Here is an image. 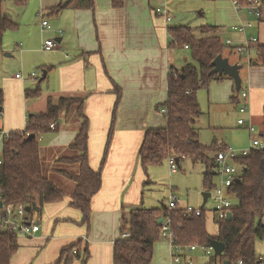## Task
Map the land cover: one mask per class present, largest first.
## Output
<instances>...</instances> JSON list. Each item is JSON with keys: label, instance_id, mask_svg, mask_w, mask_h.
<instances>
[{"label": "crops", "instance_id": "0c3cea01", "mask_svg": "<svg viewBox=\"0 0 264 264\" xmlns=\"http://www.w3.org/2000/svg\"><path fill=\"white\" fill-rule=\"evenodd\" d=\"M63 1L0 0L4 13L17 23L15 28L3 33L0 46V112H3V115L0 114V131H22L29 117L46 110L48 97L53 100L59 97H83V112L88 119V162L93 170H97L111 126L116 98L114 85L120 87L121 99L114 111L111 141L101 169V187L91 198L88 226L81 223L80 210L70 204L74 181L59 174L66 179L64 184L72 181L68 190L48 174L50 167L60 163L57 162L59 157L74 155L69 145L81 124L75 108L59 113L51 128L56 127V131L39 136L43 172L64 191V197L61 201L42 205L38 211V232L32 236H16L18 248L11 255L9 264H55L61 251L79 240L81 249L88 251L87 259L85 262L74 259L70 264H113L114 242L122 234V214L135 205L157 208L155 205L145 206L143 199V191L154 183L149 178L148 170L156 165L148 166L144 171L139 163L138 150L148 128L166 127L167 120L162 108H165L167 99L168 73L171 69L180 71L189 65L197 66L190 57L189 47L171 44L172 38L167 33V27L192 26H168L169 22L165 23L162 17L155 15L154 9L162 0H93L92 10L80 7L77 0H70L54 11V7ZM11 2L21 6L14 12L16 17L9 10L12 9ZM200 3L203 4V0ZM210 3L215 22L201 20L205 25L199 27V37L193 28L192 35L195 39L208 35L220 39L225 46L221 55L228 58L230 63H242L239 71L241 88L244 86L247 93L246 97H237L232 78L213 80L209 83L211 102L216 105L231 103L233 108L236 105L238 113L245 116L263 138L264 65L257 63L256 46L264 45V17L256 18L245 10H238L226 0H211ZM39 13L47 20L44 28L38 19ZM250 17L252 21L246 22ZM206 26L214 27L212 33L203 31ZM250 37H256L257 42L253 43L248 55L239 56L226 45L228 39L236 44ZM47 39L56 42L50 51L42 49ZM254 61L256 64H253ZM38 70H41L40 77ZM213 84L223 87L218 89ZM36 89H39V94L26 95V91ZM241 101L247 105L245 113L239 111ZM202 115L203 112L194 123L198 141L206 147L212 146L216 151L230 148L216 138L209 143L201 139ZM241 127L246 129L245 126ZM259 142L264 145V140ZM2 144L0 137V151ZM216 151L208 150V157L215 160ZM45 161L51 165L44 167ZM176 161L179 168L181 162L203 167L200 174L201 194L208 192L209 196L204 200L202 195L201 207L212 194L217 196V176L213 178L214 192L211 194L212 189H204L203 164L192 163L183 157ZM61 164L66 165L67 170L77 172L76 164ZM58 169L56 166L55 171ZM227 196L231 197L229 193ZM216 199L215 205L218 197ZM213 214L217 220L214 211ZM166 244L160 238L154 242L150 264H168V253L170 251L172 254L173 249L171 244ZM256 256L264 261V254ZM202 257L207 259L202 250L196 249L185 252L182 258L201 264L204 260Z\"/></svg>", "mask_w": 264, "mask_h": 264}, {"label": "trees", "instance_id": "16d2710c", "mask_svg": "<svg viewBox=\"0 0 264 264\" xmlns=\"http://www.w3.org/2000/svg\"><path fill=\"white\" fill-rule=\"evenodd\" d=\"M237 1L240 4L246 3V0ZM77 2L80 7L93 9V0ZM63 5L60 2L53 10L58 11ZM16 26L17 23L4 13L0 2V46L3 33ZM211 30L214 27L203 28L204 32ZM167 33L172 38L171 44L189 47L190 57L197 66L189 65L180 71H169L167 99L164 103L167 124L164 128H148L145 131L138 150L139 163L144 171L148 166L162 164L169 156L201 163L204 165V189L210 191L214 187L213 178L218 173L215 172L216 162L214 158L208 157L207 151L212 149L215 152L217 149L206 147L197 139L194 123L201 116L202 110L196 93L201 88H207L213 80L231 78L212 73V61L217 55H221L225 46L214 35L195 39L188 26L167 27ZM256 59L257 63L264 65V45L256 46ZM240 90L235 93L239 94ZM38 92L39 89L26 91V95H37ZM113 92L116 95L113 106L115 111L121 99L120 87L114 85ZM1 103L0 91V105ZM83 105V97H59L57 100L48 97L44 112L29 117L22 131L9 132L0 151V200L3 204H35L41 210L42 205L63 199L64 191L43 172L38 138L41 134L56 131L57 128L51 129L50 124L56 122L62 110L72 107L81 118L78 131L69 145L74 155L59 157L57 162L76 164L78 169L77 172L61 168L56 171L74 181L70 204L80 210L81 223L89 225L91 198L101 187V169L111 141L114 111L100 165L97 170H93L88 162V119L83 112ZM29 135L33 137L28 138ZM233 163L239 169V181L228 187L227 192L237 202L232 203L229 209L232 213L230 221L225 218L217 219L216 233L209 234L206 231L203 206L200 207L202 213L199 216L185 215L184 208L177 204L173 209L165 205L157 208L131 206L122 214L120 232H127L128 235L114 242L113 264H150L153 244L160 238V217L169 218L174 242L207 245L210 240L215 239L224 244V249L220 255L213 256L214 261L235 264L241 258L245 264H257L259 259L254 253L255 242L264 238V148H251L247 155L236 157ZM17 248L14 234L0 232V264H9L11 255ZM87 255L88 251L81 249L79 240L62 250L55 264H70L74 259L85 262Z\"/></svg>", "mask_w": 264, "mask_h": 264}, {"label": "rangeland", "instance_id": "374dc122", "mask_svg": "<svg viewBox=\"0 0 264 264\" xmlns=\"http://www.w3.org/2000/svg\"><path fill=\"white\" fill-rule=\"evenodd\" d=\"M210 1L211 0H203V4H201L200 0H162V3H159L156 6L160 7L165 5L167 9H169V12H171L173 19L171 18V20L168 21V26H192L191 28H193L194 33L199 37L200 32L198 29L201 25H205L203 24L205 22H201V20H208L207 22L210 23L215 22L216 20L215 16L213 15V8ZM226 1L233 3L232 0ZM10 7L12 9L9 10H11L13 16L16 17L14 12L19 10L21 6H17L14 2H11ZM203 12L205 13L203 14ZM38 19L41 21L40 13L38 14ZM252 19L253 18L250 17V19L246 20V22L252 21ZM37 72L38 77H40L41 70H38ZM213 86L217 87L218 89L223 87L220 84H213ZM243 91H246L244 86L241 88V92ZM210 92L211 88L209 85L207 88H201L197 91V98L201 105V110H203V115L201 118L203 128L200 136L203 141L209 143L211 140H213V138L219 139L230 146V149L239 155L243 150H249L251 148V143L254 139L258 141L264 140V137L262 138L258 135V131H256L254 125L253 131L250 133L247 127L245 129L237 125L236 120L240 118L245 119L248 125L249 121L245 116H242L238 113L236 105L234 108L231 103L227 102L216 105L215 103L211 102ZM239 94L237 97H239ZM242 105L243 102L241 101L239 106ZM1 115H3V112ZM3 131L8 132L6 130ZM48 136L50 137L51 134H48ZM50 165V162H44V167H48ZM56 166L58 168L67 170V166L64 164L59 163L56 164ZM56 166L54 165L53 167H50L48 169V174L56 183L65 189L68 188L69 190L70 186H72V183L74 182L70 180L72 183L70 182L68 184H64V182L66 183V179L62 178V176L59 175L60 173L55 171ZM202 169L203 167L200 164L193 165L190 162H181L180 168L176 167V172L170 171L168 161H165L160 165L151 166L148 170V174L149 178L154 181V183L143 191L144 205H155L156 207H160V204H165V206H167L169 198L172 196V198L176 200L178 207L185 208L190 206L199 209L203 201L201 194L203 188L200 175ZM60 177L63 180H61ZM221 178L222 177L220 175L217 176L215 183L216 187H220ZM213 192L214 190L212 189L210 193L212 194ZM216 198L217 196L215 197L212 194L203 206L205 228L209 234H214L217 232V220L214 218L212 211V209L215 208V203L217 200ZM229 201L233 204L237 202L236 198L234 197H230ZM160 241H164L168 244V246H170V239L168 237H163L160 235ZM254 253L256 255L264 254V238L256 240ZM170 255L171 253L169 251L168 264H170ZM201 259L206 260L203 257Z\"/></svg>", "mask_w": 264, "mask_h": 264}, {"label": "built area", "instance_id": "2783aa9c", "mask_svg": "<svg viewBox=\"0 0 264 264\" xmlns=\"http://www.w3.org/2000/svg\"><path fill=\"white\" fill-rule=\"evenodd\" d=\"M233 5L238 10H245L248 13L254 15L256 18H262L264 17V0H246L245 4H240L237 0H232ZM154 13L157 16H160L163 18L165 23H168V21L171 20V14L167 7L160 6L156 7L154 9ZM41 18V26L42 28L47 26V20L44 18V15L40 13ZM246 25H250V23H247ZM61 33V31H59ZM254 42H257L256 37H250L245 38L244 41L240 43L234 44L230 39L226 40V45L230 46L234 49L235 52H237L240 55H248L252 51V45ZM56 44L54 39H47L42 49L45 51H50L53 46ZM187 47V45L185 46ZM19 77V75H16ZM32 76H34V73H32ZM241 97H246L247 93L246 91H243L239 94ZM247 110V105H242L239 107L240 113H245ZM162 112H165V108H162ZM1 114V112H0ZM238 124L240 126L247 127L250 131H253V126L251 124H247L246 120L243 118L238 119ZM54 127V123L50 124V128ZM0 137L4 140L9 137V132L0 131ZM251 148H264V145L261 144L258 140H253L251 143ZM250 148V149H251ZM249 150H243L241 154L237 155L232 149L226 148V149H219L215 153V172L218 173V176L220 175L221 178V185L220 187L216 188V194L218 197V203L215 205V208L213 209L216 218L217 219H224L226 218V214L228 211H230V207L232 206V203L229 201V196H227V190L228 187H230L237 178V174L239 169L236 167V165L233 163L234 159L238 156H244L249 153ZM168 163L170 167L171 172H176V167H178L176 158L174 156L168 157ZM1 201V200H0ZM167 207L169 209H173L176 207V200L170 196ZM26 206L22 203H18L15 205H9V204H3L1 201L0 206V232H6V233H12L15 236L21 235V236H32L40 229L39 224V216L38 212L32 210L31 212L26 211ZM185 215L188 216H199L201 215L202 211L201 209H196L193 207H185L183 210ZM128 233L124 232L121 234V237H127ZM160 235L163 237H168L170 239V244L173 249V253L171 254V264H182V261H184L183 264H197L191 259H184L183 255L185 252L200 249L204 252V254L207 256V259L202 261L201 264H222V261H214L213 256L215 255V252L213 248L209 245H197V244H191V245H183L179 244L177 242L173 241V235L170 230V220L168 217L162 218L161 227H160ZM75 252V251H73ZM235 264H245V262L239 258L235 262ZM257 264H264V261L259 260Z\"/></svg>", "mask_w": 264, "mask_h": 264}, {"label": "water", "instance_id": "95a60500", "mask_svg": "<svg viewBox=\"0 0 264 264\" xmlns=\"http://www.w3.org/2000/svg\"><path fill=\"white\" fill-rule=\"evenodd\" d=\"M70 0H64L63 4H66ZM253 64H256L254 61ZM211 66H213L212 73H218V74H223L231 77L234 81V85L236 90H240L241 88V77H240V69L242 68V64L239 63H230L229 59L226 57H223L222 55H217L213 61ZM1 110V107H0ZM33 137V135H29L28 138ZM235 181H239V178H236ZM204 196V200L209 196L208 192H205L202 194ZM0 206H1V201H0ZM31 208L38 212L39 207L35 204H32L30 206H26V211H30ZM232 218V213L230 211L227 212L226 214V220L230 221ZM162 222V218H158V223L160 224ZM209 246H211L215 252V255H220L223 252L224 249V244L218 240L212 239L208 243ZM222 264H228L227 261H223Z\"/></svg>", "mask_w": 264, "mask_h": 264}]
</instances>
